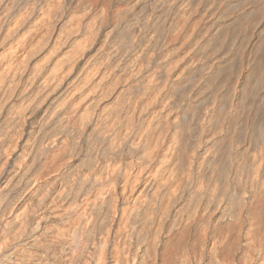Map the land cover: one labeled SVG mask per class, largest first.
I'll return each instance as SVG.
<instances>
[{
  "label": "bare ground",
  "instance_id": "6f19581e",
  "mask_svg": "<svg viewBox=\"0 0 264 264\" xmlns=\"http://www.w3.org/2000/svg\"><path fill=\"white\" fill-rule=\"evenodd\" d=\"M34 1L0 0V264H264V0Z\"/></svg>",
  "mask_w": 264,
  "mask_h": 264
},
{
  "label": "rangeland",
  "instance_id": "374dc122",
  "mask_svg": "<svg viewBox=\"0 0 264 264\" xmlns=\"http://www.w3.org/2000/svg\"><path fill=\"white\" fill-rule=\"evenodd\" d=\"M12 1H13V3L16 1V3H23V2H25V1H27V0H5V4L4 5H7V6H9L8 8L10 9V10H12V11H15V12H17V10H18V7H15V3H14V7H11V6H13V4H12ZM18 1V2H17ZM29 2L30 1H32V2H30L31 4H35L36 2L34 1V0H28ZM37 1V0H36ZM38 1H41V0H38ZM37 1V2H38ZM43 1V0H42ZM78 0H68V8H69V10L70 11H77V10H81L80 8L82 7V5L87 1V2H89L88 0H86L85 2H84V0H83V2H82V0H80V2L78 1ZM102 1V2H101ZM104 1L105 0H96V1H90V2H93L94 4H95V6H96V9H97V6H98V9L97 10H99L101 7H100V5L103 7V5H106V4H104ZM123 1V2H122ZM122 1H119V0H109V3H110V5L109 4H107V6L106 7H108V5H109V7H108V9H110L111 11H113V9H122L126 4H127V2H128V0H122ZM11 2V3H10ZM76 3V4H75ZM78 3V4H77ZM101 3H103V4H101ZM105 3H107V1H105ZM118 3V4H117ZM206 3H208V2H206ZM81 4V5H80ZM97 4V5H96ZM113 4V5H112ZM17 5V4H16ZM112 5V6H111ZM117 5H119V6H117ZM208 5V6H207ZM75 6H77V7H75ZM111 6V7H110ZM204 6V7H203ZM203 6H201V10L202 11H200V14H203L204 16H205V19H206V21L210 18V17H213V15H212V13L214 12L215 13V9H214V7H212L211 6V4H205V5H203ZM7 8V9H8ZM78 8V9H77ZM72 9H76V10H72ZM117 9V10H118ZM152 9L151 8H149V11H151ZM158 10V13H159V11L161 10V12L159 13V15H164L165 14V11H164V9H163V11H162V9H157ZM205 11H206V13H207V11H208V14H206L205 15ZM162 12H163V14H162ZM172 39L171 38H169V41H171Z\"/></svg>",
  "mask_w": 264,
  "mask_h": 264
}]
</instances>
